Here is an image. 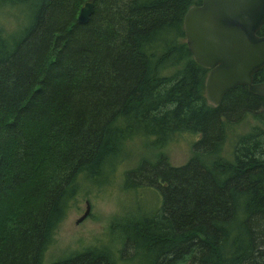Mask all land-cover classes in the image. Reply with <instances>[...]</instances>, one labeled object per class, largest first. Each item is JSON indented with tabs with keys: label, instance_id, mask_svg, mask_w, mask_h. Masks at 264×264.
Wrapping results in <instances>:
<instances>
[{
	"label": "trees",
	"instance_id": "16d2710c",
	"mask_svg": "<svg viewBox=\"0 0 264 264\" xmlns=\"http://www.w3.org/2000/svg\"><path fill=\"white\" fill-rule=\"evenodd\" d=\"M86 1L0 0V264H44L82 185L145 139L160 155L122 184L152 194L112 225L118 248L51 264H264V98L237 86L208 102L183 27L201 0H91L79 24ZM181 135L195 141L174 166L164 149Z\"/></svg>",
	"mask_w": 264,
	"mask_h": 264
},
{
	"label": "water",
	"instance_id": "95a60500",
	"mask_svg": "<svg viewBox=\"0 0 264 264\" xmlns=\"http://www.w3.org/2000/svg\"><path fill=\"white\" fill-rule=\"evenodd\" d=\"M93 11L91 0L80 9L77 23H87ZM264 0H202L189 8L183 19L185 42L193 59L209 73L205 94L209 103L237 86L264 96V84H252L253 75L264 67ZM89 205L77 220L87 217Z\"/></svg>",
	"mask_w": 264,
	"mask_h": 264
},
{
	"label": "rangeland",
	"instance_id": "374dc122",
	"mask_svg": "<svg viewBox=\"0 0 264 264\" xmlns=\"http://www.w3.org/2000/svg\"><path fill=\"white\" fill-rule=\"evenodd\" d=\"M11 14L6 10H0V26L4 28L11 26L13 21ZM249 127V122H243L229 130L230 135L224 147L226 154L233 145L235 134L247 133ZM176 138L177 140L169 143L164 149L168 162L174 166L182 165L188 160L191 154L189 143L193 139L186 135ZM159 155L157 146H152V140L145 139L140 142L132 140L123 147V153L117 160L112 162L108 176H104L105 182L90 186L83 184L78 195L68 204L66 215L56 229L53 242L44 255V264L63 260L85 248L117 249L120 238L118 239L119 236L111 230L112 225H116V221L121 220L123 216H132L137 209L147 206L146 204L150 202V193L152 194L147 190L144 199H141V202L137 201V195L132 190L123 189L124 173L143 161L154 162ZM86 203L89 205V213L76 224L86 209Z\"/></svg>",
	"mask_w": 264,
	"mask_h": 264
},
{
	"label": "flooded vegetation",
	"instance_id": "af4514ba",
	"mask_svg": "<svg viewBox=\"0 0 264 264\" xmlns=\"http://www.w3.org/2000/svg\"><path fill=\"white\" fill-rule=\"evenodd\" d=\"M201 1H202V0H201ZM199 5H200V4H199ZM263 26H264V25H263ZM263 26L261 27V30H262ZM261 30L257 33V35H259V36H263V35H264V34H261ZM262 68H263V67H262ZM262 68H261V69H262ZM261 69H260V70H261ZM260 70H259V71H260ZM257 72H258V71H257ZM257 72H256V73H257ZM208 73H209V72H208ZM256 73H255V74H256ZM255 74H254V75H255ZM254 75H253V76H254ZM252 84L257 85V84H263V83L255 82L254 79H253V77H252ZM235 88H236V87H235ZM232 90H233V89H232ZM230 91H231V90H230ZM247 91H248V90H247ZM228 92H229V91H228ZM228 92H227V93H228ZM248 93H249V92H248ZM249 94H250V93H249ZM251 95H252V94H251ZM254 96H256V95H254ZM257 97H262V98H264V96H257ZM222 98H223V97H222ZM220 103H221V102H220Z\"/></svg>",
	"mask_w": 264,
	"mask_h": 264
}]
</instances>
